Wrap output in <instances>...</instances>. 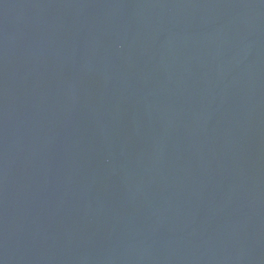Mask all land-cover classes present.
<instances>
[{
	"label": "water",
	"instance_id": "1",
	"mask_svg": "<svg viewBox=\"0 0 264 264\" xmlns=\"http://www.w3.org/2000/svg\"><path fill=\"white\" fill-rule=\"evenodd\" d=\"M0 264H264V0H0Z\"/></svg>",
	"mask_w": 264,
	"mask_h": 264
}]
</instances>
